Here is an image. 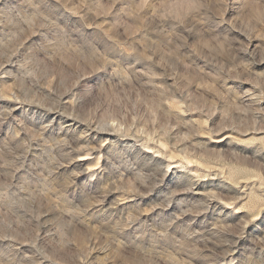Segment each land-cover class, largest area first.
<instances>
[{"label": "rangeland", "instance_id": "1", "mask_svg": "<svg viewBox=\"0 0 264 264\" xmlns=\"http://www.w3.org/2000/svg\"><path fill=\"white\" fill-rule=\"evenodd\" d=\"M188 2L0 0V264H264V0Z\"/></svg>", "mask_w": 264, "mask_h": 264}, {"label": "clouds", "instance_id": "2", "mask_svg": "<svg viewBox=\"0 0 264 264\" xmlns=\"http://www.w3.org/2000/svg\"><path fill=\"white\" fill-rule=\"evenodd\" d=\"M173 8L176 6L173 5ZM183 7V15H177L174 12L165 14L162 18L163 19H171L176 21L177 23L183 24L185 20L188 19L189 16L194 15L195 13L200 12V10L206 5L203 2H196V0H189L188 3L182 5Z\"/></svg>", "mask_w": 264, "mask_h": 264}]
</instances>
